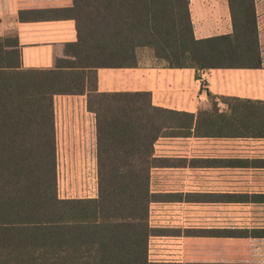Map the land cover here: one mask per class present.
<instances>
[{
    "label": "trees",
    "instance_id": "16d2710c",
    "mask_svg": "<svg viewBox=\"0 0 264 264\" xmlns=\"http://www.w3.org/2000/svg\"><path fill=\"white\" fill-rule=\"evenodd\" d=\"M228 3L232 32L197 39L188 0H74L76 41L50 68L24 67L17 37H0V264H152L149 205L168 200L150 191L153 142L186 133L193 115L152 105L148 91L98 92L95 70L133 66L137 46L169 67H264L254 0ZM84 90L97 196L61 198L53 98ZM233 106L264 132V100Z\"/></svg>",
    "mask_w": 264,
    "mask_h": 264
},
{
    "label": "crops",
    "instance_id": "0c3cea01",
    "mask_svg": "<svg viewBox=\"0 0 264 264\" xmlns=\"http://www.w3.org/2000/svg\"><path fill=\"white\" fill-rule=\"evenodd\" d=\"M254 6L261 43L264 0ZM73 8L74 0H0V37H17L24 67H53L65 57L64 45L76 41ZM188 11L197 39L232 32L228 0H188ZM134 52L133 66L96 68L97 91H148L152 105L193 115L186 133L153 142L150 191L168 200L149 205V261L264 264V132L250 129L233 106L264 100V67H169L149 46ZM53 105L57 194L94 198L97 119L87 107V90L57 94ZM64 167L71 169L67 183L76 180L78 187L63 186Z\"/></svg>",
    "mask_w": 264,
    "mask_h": 264
},
{
    "label": "rangeland",
    "instance_id": "374dc122",
    "mask_svg": "<svg viewBox=\"0 0 264 264\" xmlns=\"http://www.w3.org/2000/svg\"><path fill=\"white\" fill-rule=\"evenodd\" d=\"M261 48H262V52H263V57H264V33L262 34V37H261ZM63 154V156L65 155L64 153H62ZM67 154H69L70 155V153H67ZM75 154V153H74ZM59 155H60V153H59ZM61 170V173H62V176L65 178L64 179V182H63V186L64 187H78V182L75 180V181H73V183H67V178H66V172H68L69 173V171L71 170V169H66V167H64L63 169H60ZM77 171H78V169H74L73 171H72V173L73 174H77ZM60 173V174H61ZM91 182L93 183L94 181H92L91 180ZM65 193V192H64ZM210 206H216V205H210Z\"/></svg>",
    "mask_w": 264,
    "mask_h": 264
}]
</instances>
